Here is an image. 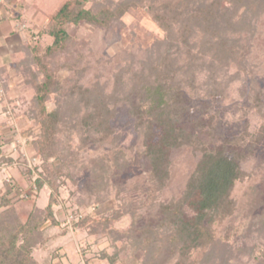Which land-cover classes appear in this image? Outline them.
Wrapping results in <instances>:
<instances>
[{
  "label": "trees",
  "instance_id": "16d2710c",
  "mask_svg": "<svg viewBox=\"0 0 264 264\" xmlns=\"http://www.w3.org/2000/svg\"><path fill=\"white\" fill-rule=\"evenodd\" d=\"M51 2L37 3L46 18L37 42L20 46L25 52L23 60L30 66L23 67L22 61L16 65L27 75L24 88L32 93V116L39 128L33 146L43 162L39 170L19 157L18 169L29 183L30 195L23 199L36 198L44 186L51 193L47 205L35 207L24 222L6 206V196H2L0 205L6 208L0 213V264H41L32 259L31 247L47 239L48 226H59L54 212L59 204L56 180L64 170L87 168L90 177L101 180V184L110 176H123L139 168V174L129 180L134 186L141 184L146 197H132L129 205H122V212L142 214V222L115 232V241H132V250L142 252L140 264H167L174 257L176 264H191L190 260L216 249L222 238L241 227L239 215L244 212L243 197H247L239 185L251 184L255 176L248 177L240 164L254 152L252 145L262 141L264 151V127L255 133L245 128L240 136H222L218 144H207L199 136L218 128L219 119L208 112L222 100V77L230 63L244 71L246 62L248 48L238 47L237 29L251 7L257 12L264 0ZM129 12H142L164 37L156 51H137L133 55L137 62L131 87L120 86V74L115 75L111 92L106 95L100 80L101 72L107 69L100 72L87 61V66L76 70L87 48L71 38L67 28L81 22L107 28ZM42 37H49L51 43L43 46L39 41ZM71 59H75L73 63ZM104 64L111 66V61ZM63 69L67 75L60 78ZM92 72L87 86L85 78ZM51 97L55 106L48 110ZM122 106L127 108L138 135L137 142L127 147L121 146L119 131L111 125ZM60 133L67 134L68 139L77 135V149L73 150L69 142L61 146ZM180 148H191L199 157L180 196L165 203L157 196L172 177L170 153ZM82 152L89 153L88 158H82ZM143 159L145 165L140 163ZM11 188L14 197L24 191L16 184ZM119 188L118 194L122 191ZM79 210L76 207L69 212ZM107 222L85 213L72 226L96 233L98 228L107 230ZM118 258L116 254L106 259L114 264ZM44 264L50 263L46 260Z\"/></svg>",
  "mask_w": 264,
  "mask_h": 264
},
{
  "label": "rangeland",
  "instance_id": "374dc122",
  "mask_svg": "<svg viewBox=\"0 0 264 264\" xmlns=\"http://www.w3.org/2000/svg\"><path fill=\"white\" fill-rule=\"evenodd\" d=\"M56 1L52 0L51 3L55 4ZM257 8L259 10L256 12V8L251 7L252 10L250 9L247 17L242 20L241 27L237 29L235 36H240L238 47L248 48L244 71H238L234 63H230L226 69V74L222 77L225 88L222 100L216 102L214 107H211L212 111L208 112L219 119L218 128L215 132L199 135L207 144H218L225 135L240 136L245 128L246 131L255 133L264 127V3ZM0 15L2 16L1 11ZM44 15L45 13L39 10V19L36 21L28 20L22 24L15 20L16 22L11 24L13 32L22 36L23 43L17 44L19 54L14 57L11 65L0 64V204L3 202L2 196H6V206L23 222L35 207L44 208L47 205L51 193L44 186L36 198L23 199L24 196L30 195L29 183L18 169L19 157L24 158L27 166L29 161L31 167L36 165L39 170L43 163L40 157L35 155L33 146L39 128L32 116V93L24 88L27 75L19 72L16 65L22 61L25 62L23 67L30 66V63L23 60L25 52L20 46L26 42H37V34L46 23ZM4 27L9 28L8 24H4ZM67 32L76 42L85 44L87 48V51L83 50L84 58L76 70L87 66V61L91 68H98L100 72L104 68L107 69L105 73L101 72L100 80L106 95L111 92L115 75L120 74V86L131 87L134 82L131 74L135 68L133 66H136L134 62H137L133 55L137 51H156L155 48L164 37L156 24L142 12H129L107 28H95L81 22L78 26H69ZM39 41L43 46L51 43L49 37H42ZM74 60L71 59V63ZM106 60L111 61V66L104 64ZM66 75L67 72L63 69L59 77ZM91 76L93 72L86 76L85 85H89ZM122 92L126 93V90ZM54 106V99L51 97L47 109L52 110ZM133 122L126 107L117 109L111 125L119 131L118 141L123 147L137 142L138 135L134 131ZM57 136L61 146L69 142L73 150L77 149V135L69 139L64 133ZM256 145H252L254 152L240 164L243 173L248 177L255 176L251 184L239 185L240 191L245 190L247 197H243L244 212L239 215V219H242L241 227L229 237L222 238L221 245L216 249L208 251L199 259L190 260L191 264L192 261L193 264H264V151L262 141ZM81 156L88 158L89 153L82 152ZM198 157L199 153L191 148H180L170 153L172 177L161 194H158V200L167 203L180 196ZM140 163L145 165V160ZM140 168L144 170V167ZM87 170L88 168L77 171L68 169V176V171L64 170L63 175L56 180L59 186V204L54 207V212L59 226L47 225V239L31 247L32 259L41 264L46 260L50 264H108L109 257L119 254L114 264H140L142 252L138 249L132 250V241H115L118 237L115 232L121 233L135 222H142V214L135 216L122 212V205H129L128 200L132 197H146L141 184L134 186L129 180L139 174V168L133 170V174L128 170L123 176H110L108 182L104 179L105 185L101 184V180L91 178ZM13 184L23 188V197L13 196L10 188ZM118 185L122 190L119 194ZM148 203L150 205V202ZM76 207L80 209L79 212L94 216L95 220L107 219V230L98 228L96 233H91L87 229L74 228L72 225L63 227L67 214ZM5 208L0 205V213ZM148 212H145L144 216ZM20 244L19 241L17 245ZM176 261L177 257H174L167 264H176Z\"/></svg>",
  "mask_w": 264,
  "mask_h": 264
},
{
  "label": "crops",
  "instance_id": "0c3cea01",
  "mask_svg": "<svg viewBox=\"0 0 264 264\" xmlns=\"http://www.w3.org/2000/svg\"><path fill=\"white\" fill-rule=\"evenodd\" d=\"M38 1V2H37ZM39 0H5L0 2V64L9 66L14 57L19 53L22 36L13 32L11 24L20 21L22 24L28 20L36 21L39 19ZM8 24L9 28H3ZM18 49V50H17ZM11 188V187H10Z\"/></svg>",
  "mask_w": 264,
  "mask_h": 264
},
{
  "label": "built area",
  "instance_id": "2783aa9c",
  "mask_svg": "<svg viewBox=\"0 0 264 264\" xmlns=\"http://www.w3.org/2000/svg\"><path fill=\"white\" fill-rule=\"evenodd\" d=\"M27 162H28L29 167H31V166H30V165H31L30 162H29V161H27ZM21 196H22V195H21ZM22 197H23V196H22ZM24 197H25V196H24ZM83 216H84L83 212H78V213H75V214H72L71 212H69V213L67 214L65 220H64V224H62V225H63V227H64V226H68V225L71 226L73 222H76V221L82 219Z\"/></svg>",
  "mask_w": 264,
  "mask_h": 264
}]
</instances>
